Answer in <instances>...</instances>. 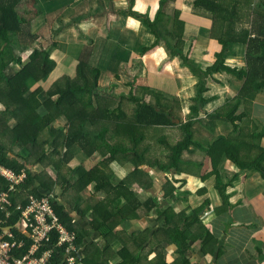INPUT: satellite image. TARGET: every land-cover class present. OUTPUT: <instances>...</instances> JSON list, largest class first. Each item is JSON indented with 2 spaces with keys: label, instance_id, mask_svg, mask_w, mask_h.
Segmentation results:
<instances>
[{
  "label": "trees",
  "instance_id": "obj_1",
  "mask_svg": "<svg viewBox=\"0 0 264 264\" xmlns=\"http://www.w3.org/2000/svg\"><path fill=\"white\" fill-rule=\"evenodd\" d=\"M26 1L28 0H0V105L6 104L4 109H0V166L13 169L17 173L24 170L27 174L26 180L10 192V206H14L17 202L26 204L30 193L37 196L53 193L54 211L67 231L74 235L72 254L79 264L82 260L84 264L85 262L92 264L86 259L90 258L88 254L82 250L89 232L75 224L70 212L65 209V204L59 201L54 194L57 184L60 183L59 187L62 181L64 184H70L69 176L71 178L72 175L78 176L77 181L81 178L79 175V172H82L81 168H76L73 172L67 169L68 179L65 177L66 174H63V169L73 158L70 150L73 151L72 146L74 147L75 143L86 148L88 145L90 154L92 148L93 153L108 151V157L97 162L95 168L87 173L93 176L90 181L98 185L109 178L108 173L103 169L105 162L118 158L132 165L128 176L121 183L112 185L115 195L122 194L121 190L127 187L128 179H132L135 174H140V177L147 181L142 185L150 184L151 177L142 169L143 166L147 168L158 166L160 170L168 173L174 172L175 175L200 170L199 166L203 165V162L183 158L184 152L189 150L190 145L206 151L210 156L209 161L216 168L212 171L217 177L216 187L223 195L226 193V185L218 182L220 177L218 168L215 166L217 160L229 158L240 169H255L264 176L263 166L243 161V156L247 158L248 154L249 157L255 152L260 159L264 160V148L261 144V139L264 137V122L254 121L255 116L251 113L254 105L252 102L257 101L258 95L264 97V0H191L189 4L191 14L175 9L172 25L170 24L172 18L166 15L165 9L175 0H158V8L154 15L149 12L151 2L148 0L145 2L144 10L137 11L134 8L135 0H126V7L117 9V15H124L139 21L154 36V44L150 48L143 49L140 52L141 55L149 54L163 44L169 55L168 61L179 59L180 64L188 69L196 80V93L192 98L193 104L189 108L190 114L187 122L181 120L179 110L183 107H179L176 104L177 98H174L177 82L170 81V79L166 82V79L160 76H156L155 80H150V75L146 76L144 84L137 86L134 83L138 78L141 79V76L138 74L133 76L124 84L130 87L127 94L121 93L113 96L111 93V97L117 102L114 109H101L104 93H102L99 80L102 72L92 61L95 50L93 44L75 50L77 59L73 76L65 75L45 89L41 81L57 66L56 62L50 59L52 46L46 50L32 47L40 37L45 40L47 38L41 33H35L32 22L20 15L18 7L24 5ZM60 1L63 0H44V3L53 5ZM72 1L67 8H75L79 5V8L85 9L76 19H72L74 23L92 17L109 19L110 13H114L111 10L115 9L112 0H94L96 1L94 6L91 3L92 0ZM83 1L86 2V6ZM88 5L89 9H87ZM108 5L110 9L107 8ZM48 7L50 11L48 10L47 13L51 14L52 9ZM201 17L209 20V26H200ZM198 35L202 38L208 37L209 45L211 43L217 45L214 47L215 51L221 49L216 53L214 51L215 56H212V63L197 59L196 53L192 50L195 40H191L188 51H184L186 39ZM23 55L26 56L25 59ZM240 55L245 59L247 72L226 64L230 58ZM14 67H19V69L15 71ZM70 68L71 66L68 69ZM219 70L234 73L238 81H243V85L237 95L227 100L230 103L226 105V112L214 111L211 115L231 124L234 128L232 133L236 131L239 133L235 138H232L233 135L231 138L219 135L216 139L211 138L209 141L206 139L205 147L204 142L194 138L193 127L200 123L199 115L204 111L205 106L218 99L215 96H209L208 93L211 92L210 80L219 82L215 78V73ZM243 76L245 80L242 79ZM36 84L39 85L32 89L31 85ZM94 102H99L98 110L101 115L94 111ZM123 102L131 104L129 106L130 116L125 114L126 111L122 107ZM255 107L258 112L264 109L261 105ZM110 114L114 115L110 116ZM86 117L90 123L97 126L98 121L104 120L103 118H113L114 124H104L99 127L100 133L95 135L96 137L90 136L91 138L87 139L79 131ZM249 118H253L254 129L244 134L241 123L245 120L249 122ZM56 121H61L62 126L54 128ZM173 128L180 129L183 133L182 139L175 143L170 141L171 135L159 131ZM259 128L260 131H258ZM146 130H151L153 135L148 137ZM46 133L50 137L45 139L43 134ZM75 136L77 142L74 141ZM51 137H53L52 140ZM151 139H157L156 143L163 146L164 151L158 153L163 155L153 153ZM39 164L44 166L41 165L43 169L37 173L34 167L38 168ZM48 169L53 171L57 179L52 178ZM176 180L173 177L167 179L165 188L172 186ZM9 187L10 184L0 175V193ZM111 193L113 195V191ZM145 204L146 202L142 203L143 206ZM149 204L151 201L147 202V205ZM152 204L155 206L154 203ZM18 217L19 213H15L13 221H10L11 224H14ZM95 220V218L92 220L93 227L103 232L102 225ZM25 240L26 247L33 242L32 238L27 235H25ZM59 242V234L56 232L50 241L42 243L46 246H40L36 254L40 255L49 249V245L58 246L50 252L49 260L53 264H64L63 259L67 255L66 249L69 242L62 244ZM23 249L24 247L20 251ZM100 253L102 250L98 247L93 259ZM102 261L99 264H102ZM136 261L137 258L130 259V262Z\"/></svg>",
  "mask_w": 264,
  "mask_h": 264
},
{
  "label": "crops",
  "instance_id": "obj_2",
  "mask_svg": "<svg viewBox=\"0 0 264 264\" xmlns=\"http://www.w3.org/2000/svg\"><path fill=\"white\" fill-rule=\"evenodd\" d=\"M112 1L116 10L127 5V1L125 5L121 0ZM148 1L151 7H158V0ZM185 1L182 3L185 4ZM190 1L187 0L188 5ZM145 2L141 1V8H144ZM69 3L66 2V7ZM182 12L191 14V10ZM120 17L127 20V27L142 33L137 20L117 13L115 17L109 15L114 22L119 21ZM92 19L96 18H88L85 22ZM209 24L208 19L201 17L200 26ZM114 35L120 37L116 31ZM150 40L149 36L147 41ZM128 51L123 57L127 56ZM171 62H175L174 59ZM163 78L168 82L166 77ZM170 81L178 85L176 79ZM98 122L107 124L104 120ZM92 127L97 129L91 131L94 138L100 133V126L93 124ZM172 140H177V137ZM88 147L82 152L74 149L72 160L63 169L68 179L67 169L73 172L81 168L80 180L77 181L78 176H69L70 184H64V181L60 187V183L57 184L54 194L65 204L75 224L89 232L82 250L88 254L90 258L86 259L92 264H99L102 260V264H264V176L257 170L240 169L237 165L226 166L224 160H220L218 182L226 185L223 195L216 187V175L208 179L213 174L211 164L203 163L199 166L200 170L183 173L182 182L176 180L179 184L173 182L167 189V179L150 174L148 170L151 168L141 166L151 177L150 184L142 185L147 181L135 174L128 179L127 187L121 190L122 194L115 195L112 185L121 183L131 172L132 165L118 158L111 162L104 161L106 165L103 169L109 178L98 185L90 181L93 176L87 173L95 168L97 162L108 157V151L93 153L92 148L90 154ZM244 159L246 157L243 156ZM48 170L53 176V172ZM54 178L57 179L55 174ZM150 201L151 204L147 205ZM93 218L102 225L103 232L93 227ZM98 247L102 253L93 259ZM136 258V262H130V259ZM83 262L80 261L81 264Z\"/></svg>",
  "mask_w": 264,
  "mask_h": 264
},
{
  "label": "rangeland",
  "instance_id": "obj_3",
  "mask_svg": "<svg viewBox=\"0 0 264 264\" xmlns=\"http://www.w3.org/2000/svg\"><path fill=\"white\" fill-rule=\"evenodd\" d=\"M65 1L70 2V4H72L73 2L72 0H63L62 2H56L53 5H50V3H44V0H28L23 3L24 5H20L18 7L20 15L23 16L26 20L32 22L33 31L35 33H41L45 38H47V40H45L40 37V39L36 43H34L32 47L46 50L52 46L50 59L56 62L57 67H55V69L43 81H41V85L45 89L48 88L51 83L58 79H61L65 75L73 76L75 74V64L77 59L75 50L77 51L78 48H83V46L85 45L93 44L95 46V50L93 53L94 58L92 57V61L95 66H98L102 70L103 74V77L99 80L102 93H104L102 96L104 99L103 102H101V109H114L117 102L113 97H111V93L113 96H117L121 93L127 94L130 90V87L125 86L124 84L127 83L133 76L137 74L141 76V80H137L134 83L137 86L144 84L143 82H145L144 78H146V76L150 75V80H155L156 76L160 75L162 77H166L167 79H176V81H178L176 95L174 96V98H177L176 104L181 108L183 107L179 110V114L182 118L181 120L185 122L189 120V108L193 104L192 98L196 93L195 85L197 82L191 74L189 75V70L185 69L180 64L179 59H174L175 62H171L172 60L168 61L169 55L163 44L160 45V49H157L149 54H140L143 49H145L146 47L150 48L151 45L155 42L154 36L150 34L149 31H147V28L145 29V27L142 26V24L138 21V26L139 29L141 28L142 33L139 30H133L130 26L127 27V20L123 19L122 17H120L121 19L116 22H114L112 18H96L87 20L86 22L82 20L74 24L72 19H76L78 15H81L85 9L81 7L79 8V5L75 8H67ZM121 1L124 5L126 4V0ZM141 1L142 0L135 1V9L144 10V8H141ZM83 2L84 6H86V2ZM95 2L96 1L94 0L91 1L93 6ZM182 2L183 0H175L172 1L168 6H166V15L172 18V21L170 23L171 25L173 24V15L176 11L175 9L187 12L191 10L189 8V5L187 4V0L185 1V4H183ZM48 6H50L52 9L51 14L47 13V11L49 10ZM108 8L110 9V7ZM157 8V6H152L149 12L154 15ZM87 9H89V5ZM95 10H97V8H95ZM113 12L114 13L110 14V17L116 16L117 10L114 9ZM41 30L42 32H40ZM114 31H116L120 37H115ZM149 36L151 40L147 41L149 40ZM186 40V49H184L185 52L188 51L187 48H189L191 40H195V45L193 44L192 50L194 53H196L197 59L200 58L201 60L210 61L212 63V56H215V53L221 50L217 49L215 51L214 47H217V45H213V43L209 45L207 43V39L202 38V36L199 35L188 37ZM117 48L119 49L117 50ZM127 50L130 51H128L126 57H123ZM23 56L25 59L26 56ZM226 64L231 67H237L238 70L240 69L244 72H247L245 59L241 55L239 57L230 58L226 61ZM70 66L71 68L68 69ZM18 69L19 67H14L15 71ZM184 72H186L187 74H185ZM215 78H217L219 82H217L216 80H210L211 92H209L208 95L215 96L218 99L211 101L210 103H208V105L205 106L204 111L199 115L198 121L200 123H197L193 127V129L195 130L194 138L200 142H204L205 147L207 140L209 141V139L211 138L216 139V137H218L219 135L226 137L230 136V138L233 135L234 137L232 136V138H235L239 133L238 131L232 133L234 128L231 124L223 122L219 118L216 119L211 114L214 113V111L220 113L226 112V105L227 103H230L227 102V100L232 96L234 97L240 92L243 81H238L237 76L234 73L231 74L228 73V71L223 70H219L218 72H216ZM242 79L245 80V77L243 76ZM37 85L39 84L31 85L32 89L36 88ZM99 93L101 94V92ZM94 103V111H97L98 114L101 115L98 110L99 102ZM253 103L254 105L251 113L253 116H255L254 121L261 123L264 122V109L262 112H258L256 110L257 108L255 107L260 105L261 107H264V97H262V95H258L257 101L252 102V104ZM4 106H6V104L2 103L0 105V109H4ZM129 106H131L130 103L123 102L122 107L126 111L125 114L127 116L131 115V113L129 112ZM113 115L114 114H110V116ZM103 119L107 124L114 122L113 118ZM248 120L249 122L245 120L243 121V123H241V126L243 128L242 133L244 134L252 132L254 129L253 118H249ZM103 125L104 124L102 122L98 124V126L100 127H102ZM258 125L261 126L260 124ZM60 126H62L61 121L54 122V128H58ZM92 126L93 124L88 121L87 117L86 119L84 118V122L81 124L82 129H79V131L84 134V138L88 139V137L91 136V131L93 132L94 130H97L93 129L94 127ZM260 130L261 129L259 128L258 131ZM146 131L148 137L153 135L151 130ZM159 131H161L163 134L171 135L170 141L172 143H175L177 140H181L183 137V133L180 129H160ZM255 135L256 133L254 134V136ZM43 137L46 139L50 136L46 133L43 134ZM173 137H177V140H172ZM52 139L53 137H51V140ZM74 141H78L76 139V136L74 138ZM152 142L153 147L151 148L154 149L153 153L157 155H163L158 154L164 151L163 146H160L156 143L157 139H151V143ZM261 144L264 147V137H262L261 139ZM85 148L86 147L80 146L77 143H75L74 147L72 146L73 150H77L76 152H82L85 150ZM70 153L73 155L75 154L71 150ZM248 155L247 158L243 160L244 162L248 164H257L264 167V160L260 159L256 155V153H251L249 157ZM183 158L185 160L191 159L193 161L195 160L203 163L206 162V164L213 165L212 162L209 161L210 156L206 153V151L199 149L195 145H190L189 150L184 152ZM224 164L226 166L236 165L229 158L224 159ZM39 165L40 166H38L36 171H40L43 169L41 167L42 164ZM215 166L220 167V161L217 160V164ZM214 169L216 168L212 167V170ZM207 171L210 172V168H208ZM51 172L53 171L51 170ZM148 173L153 175H160V177L164 180L169 179L170 177H173L177 180L184 178L183 175H175L174 172H164L162 169L160 170L158 166H155L154 168L148 170ZM214 176L215 175L212 174L208 179L213 178ZM52 178H54V173ZM175 183L179 184L178 182Z\"/></svg>",
  "mask_w": 264,
  "mask_h": 264
},
{
  "label": "built area",
  "instance_id": "obj_4",
  "mask_svg": "<svg viewBox=\"0 0 264 264\" xmlns=\"http://www.w3.org/2000/svg\"><path fill=\"white\" fill-rule=\"evenodd\" d=\"M0 175L10 184L8 189L0 193V264H53L49 260V255L53 248L58 246L49 245L50 248L40 255L36 252L40 246H46L42 243L50 241L56 232L59 234L60 244L69 242L67 255L63 259L64 264H79L72 254L74 235L67 231L54 211L53 193L41 196L30 193L26 204L17 202L10 206V192L26 180L27 174L24 170L17 173L13 169L0 166ZM15 213H19V217L11 224ZM25 235L33 240L28 247ZM23 247L24 249L20 251Z\"/></svg>",
  "mask_w": 264,
  "mask_h": 264
}]
</instances>
